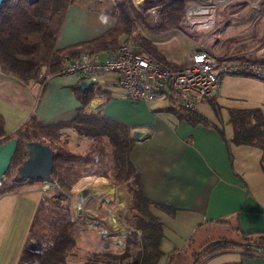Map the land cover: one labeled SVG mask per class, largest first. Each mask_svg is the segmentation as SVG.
<instances>
[{"label":"crops","instance_id":"0c3cea01","mask_svg":"<svg viewBox=\"0 0 264 264\" xmlns=\"http://www.w3.org/2000/svg\"><path fill=\"white\" fill-rule=\"evenodd\" d=\"M106 8L107 5L101 0H78L71 4L67 9L63 22L65 24L59 34L57 46L65 48L94 39L110 30L115 23V18ZM102 18H106V21ZM100 52L104 59L106 52ZM227 76L219 95L210 98L212 100L200 101L196 110L224 131L228 145L216 128L203 124H191L185 119H180L177 115L178 111H173L172 103L161 106L163 101L168 100L146 102L130 99L116 82L115 74L103 75L94 83L106 91L109 98L98 94L84 107L89 114L100 113L129 124L134 139L135 131L142 132V135L135 139L130 160L139 169L143 194L154 202L176 208L175 213L170 214L154 205L151 207L165 226L160 240L163 253L157 264H167V262L168 264H192L194 253L203 243L222 236L229 238L224 231L219 230L220 227L229 226L235 233V236L230 239L234 240H239L244 234L259 232L264 234V151L257 146L236 145L231 142L233 127L229 122L232 109L258 107L247 105L244 101L249 98L257 99L252 92L241 96L242 94L231 88V86L234 87V81L237 82L235 88L241 85L242 80L259 86L263 94L260 100L262 106L264 105V81L256 76L248 77L241 74ZM8 77L0 70V114L8 135L14 134L31 116L42 124L45 122L56 124L72 119L81 106L73 86L86 79L78 74H53L45 81L33 79L28 82ZM237 98L241 99L240 102L247 107H237L235 105L237 102L234 101ZM62 132V136L65 133L74 132L83 139L82 142L84 139L86 142L87 140L91 142V139L79 134L73 128H64ZM88 147L87 144L84 150H74L69 146L72 151L80 153L87 151ZM74 185L70 190L77 198L75 205L71 203V216L76 225L75 236L78 246L91 245L93 242L91 231L98 233L99 227L96 223L105 221L106 229L108 228L112 234L121 230L124 239L117 240L118 249L107 247L104 251L113 253L116 250L121 254L125 252L121 246L127 241L130 231L134 229L130 221L135 214L132 196L129 195L127 186L123 196L124 203L116 193L121 183L105 176L83 175ZM34 189V187L23 186L15 193L7 192L0 195V200L10 197L13 193V197H10L8 201H13L15 207L19 201L24 200V206L28 208V204L35 199L36 203L31 211V224L35 210L45 196ZM85 191L87 192L84 195ZM98 196L102 198L99 199ZM78 197H81L80 201ZM97 202L105 207L104 217L99 213L100 203L97 204ZM8 209V206L0 208L1 216L5 217ZM98 218L99 220H94ZM30 224L27 226L25 242ZM139 232L140 230L137 229L138 234ZM253 242L264 241L260 239ZM191 243L193 246L190 245ZM127 244L130 251L132 244L128 242ZM245 244L205 255L198 264H264V257L245 252L243 249ZM133 245L141 249L140 243ZM169 253L171 254L168 255ZM183 258H185L184 263ZM18 259L10 261L8 257L0 256V264H17Z\"/></svg>","mask_w":264,"mask_h":264},{"label":"trees","instance_id":"16d2710c","mask_svg":"<svg viewBox=\"0 0 264 264\" xmlns=\"http://www.w3.org/2000/svg\"><path fill=\"white\" fill-rule=\"evenodd\" d=\"M77 1L78 0H4L0 6V70L9 77L20 78L25 82L33 79L41 81L42 79H39L38 75L42 70L51 75L61 74L63 68L71 59L79 57L83 53L100 50L114 51L120 48L123 34L129 35L132 33L135 27V16H140V13L131 4L126 2L118 3L110 11L111 15L115 18V23L111 30H108L94 39L76 43L65 48H59L56 45L67 9L71 4ZM183 15V3L179 0L173 1L161 10L160 22L152 26L151 29L166 30L179 26ZM134 44L137 48L148 52L169 66H175L165 61L150 37L139 34L134 39ZM225 59L230 61L264 60L245 55L231 56ZM4 66H6L7 69ZM235 74L254 76L246 72ZM77 85V87L73 86V88L76 89L73 90L75 93H78L77 97L80 98L81 106L72 119L61 121L56 124H40L34 116H31V118L17 129L14 134L8 135L4 129L2 117H0V145L9 139H18V147L12 158L14 162L12 163L11 161V164H16L15 166H20L27 158L26 142L40 141L50 145L55 150V155L53 159V172L48 178V181L55 182L63 189L70 190L87 172H90L89 174L105 176L117 183L126 182L127 189L132 196L131 198H134L133 200L131 199L132 207L135 212L139 214H134L133 218L135 220L132 219L131 222L133 226L137 225L134 226V229L129 233L132 236L128 234L127 242L130 244H141V249L138 252L139 255H137V258L138 260L142 258V260L137 261L136 259L137 263L156 264L162 254L160 240L163 237V225L161 224L163 221L155 215L150 208L153 205H158L161 209L170 214H174L176 208L149 200V198L145 197L143 194V190L140 187V172L129 159L131 150L135 144V139L131 136V132L129 131L131 129L130 126L100 113L89 114L85 111V105L98 94L103 95L105 98H109L106 91L102 90L97 84H93L95 86L91 85L86 89H82L79 84ZM173 110L178 111L179 114L177 113V115L178 117L180 115V119L190 120V122H188L191 124L202 123L203 125L207 124V126L210 125L216 128L228 145L224 131L207 116L198 112L196 109L186 110V108H177L174 106ZM85 121L86 123H84ZM229 122L233 127L231 142L236 145L246 144L257 146L264 151V105L262 107L234 108L230 111ZM121 123L123 125H121ZM2 124L3 126H1ZM64 128H73L79 134H84L83 136L91 139L85 154L83 152L79 155L78 153L80 152H73L67 143L63 141L62 130ZM53 139L56 142H54ZM59 139L62 140L60 141ZM15 156L16 158H14ZM230 160L232 162L231 155ZM98 163L100 164L97 165ZM109 165L112 166L110 167ZM8 174L9 169L5 175ZM37 181L43 180L19 178L16 171V174L11 180L8 181L4 178L1 180L0 195L7 192L19 191L24 185ZM15 187H17V189H15ZM61 192L52 195L47 194L40 200L35 211L36 213H34L31 221L32 225L30 224L26 242L17 264H68L69 255L72 250L78 246V240L75 236L76 225L71 216L69 195L65 194L64 191L63 193ZM154 217L156 219H154ZM152 220L154 222L157 221L156 223L160 222L158 223L159 226ZM137 229L140 230V232L143 231L140 233L141 236L137 233ZM134 230L135 233H133ZM160 231H162V234ZM246 235L249 236L246 237ZM254 235L258 236V234L241 235V238L245 239H242L243 241H241V238L239 240H234L225 236L208 240L194 253L192 264H198L205 255L217 250L241 245L242 242L249 243L257 241V237ZM259 236L261 241H264V234H259ZM34 240L40 243L39 249H36L35 246H30L31 242ZM103 255L104 257H109L107 263L104 264H116V262L112 260L113 258L121 259L122 264L123 262L125 264L124 260L127 258L128 253L126 250L125 253L119 255L112 253H103ZM103 262H106V260Z\"/></svg>","mask_w":264,"mask_h":264},{"label":"rangeland","instance_id":"374dc122","mask_svg":"<svg viewBox=\"0 0 264 264\" xmlns=\"http://www.w3.org/2000/svg\"><path fill=\"white\" fill-rule=\"evenodd\" d=\"M101 1H103V3L107 5L106 8L107 10H112V8L116 6L118 3L126 2L131 4L140 13V16L137 15L135 16V27L132 33L129 35H124V37H122L121 39L122 42L120 47H122L123 45H127L129 43L133 47L137 48L136 45L134 44V39L139 34L148 36L153 40L154 44L157 46L159 52L161 53V56L165 59V61L175 65L174 67H181L185 65L186 63L189 62L190 58L196 51L203 49L209 51L210 53L221 59L231 56H241V55L243 56L245 55L249 57L254 56L259 59H264V0H179L184 5V15L180 20L179 26H176L174 28H169L166 30H153L151 29V27L160 22L161 10L166 5H169L176 0H101ZM112 4H114V6ZM191 7L193 9H191ZM200 8L201 9L205 8L207 11L205 13H198ZM194 10L196 12H193ZM209 10L210 12H208ZM201 17H207L208 19L206 20H209V23H207L208 26L205 31H201L199 27H196L189 21L193 18L197 19ZM123 40L125 43L123 42ZM154 58L160 61L158 58L156 57ZM162 63L169 66L164 62ZM229 75H238V74H229ZM225 77L223 79V83L226 79ZM248 77H254V76H248ZM227 78H229V76H227ZM233 86L234 87L231 86V88H234L237 93L242 94L241 96L249 95L251 92L252 95H255V97L257 96V99L249 98L247 100H244L247 103V105H251V106L257 105L258 107H262L260 100L261 98H263L262 97L263 94L259 86L252 85L248 82H243V80L241 81V85L238 86L237 88H235L237 86V82L235 81L233 83ZM234 101L237 102V104H235L237 107H247V105H244L242 104V102H240L242 101L241 99L237 98L234 99ZM168 103L171 104L169 101H163V104L161 106H165V105L168 106L169 105ZM62 139L63 141L67 142L70 148L73 146L72 148L74 150H80L86 148V145L89 142V140L88 142H86L85 139L84 142H82L83 139L77 136L76 134L74 135V133L72 134L65 133L64 136H62ZM99 164L100 163H98V165ZM17 167L18 166L11 164L9 167V174L4 175L3 178L9 181L16 174ZM89 173L90 172H87L85 175H88ZM44 183L45 184L49 183L52 186L47 188V190L45 191V188H43V186L45 185ZM29 186L38 189L39 193L42 195L58 194L59 192H61V190H63L64 192H66V194L70 196L69 198L72 205L76 204L77 197L73 195V191L67 189H61V188L59 189V186L55 182L37 181L34 183H29L24 185V187H29ZM126 186L127 183L122 182L121 185H119L116 192L118 193L119 199L124 201V203H125V198L123 196L125 195ZM57 190L60 191L57 192ZM8 200L9 197L8 199L6 197L4 198V200L3 199L0 200V208L4 206L9 207L7 215L5 217L4 215L1 216L0 214V256L2 257L6 256L8 257V260L14 261L16 258L20 257L21 251L23 249V245L25 242L24 240L27 234V226H29L30 224V218L32 215L31 211L33 205L36 203V200L33 199L34 202L32 201L33 203L31 202V204H28V208L24 206V200L17 203V205L15 206L16 208L14 207L15 205L14 202L12 201L11 203ZM99 207H100L99 213L101 216L103 215L104 217L105 207L104 206L102 207L101 203L99 204ZM94 220H99V218ZM104 224L105 221H103V223L101 221H99V223H96V225H98L99 227V231L98 233L92 232L93 235L91 236H93L92 238L93 242L91 245L81 244L72 250V252L69 255L70 264L107 263L109 257H104L103 253H112V251L105 252L104 250L107 247H111L110 249H114V248L118 249V247H116V244L118 245L117 240L122 241V239H124V236L121 233L122 232L121 230L115 234L114 233L112 234L108 228L107 229L105 228ZM6 229L8 232L4 231ZM219 230L224 231L225 234L229 237L235 236L234 231L231 230L229 226L220 227ZM5 237L7 238L5 239ZM104 240H107V242H105ZM127 245L128 244L126 241L123 244V246H121L120 244L121 248H123L125 252L127 250L128 253V257L124 260L125 264H135V263L137 264V261L134 260H136L137 253L139 252L140 248H138L137 245L132 244L130 245V251H129ZM190 245L193 246L192 243ZM30 246H35L36 249H39L40 243L37 242V240L36 241L34 240L33 242H31ZM80 249L82 251H80ZM197 249L198 247L196 248V250ZM116 253L117 255L121 254V252H117L116 250L112 254H116ZM80 254L83 255H81L80 257ZM90 255L92 256L93 260ZM76 257H78V259ZM167 258L169 259V256H167ZM85 259H87L89 262L86 261ZM104 260H106V262H103ZM112 260H114L116 264H122L121 259L113 258ZM182 260L184 263L185 258H183Z\"/></svg>","mask_w":264,"mask_h":264},{"label":"built area","instance_id":"2783aa9c","mask_svg":"<svg viewBox=\"0 0 264 264\" xmlns=\"http://www.w3.org/2000/svg\"><path fill=\"white\" fill-rule=\"evenodd\" d=\"M86 52L71 59L61 74H78L84 79H95L115 74L116 82L132 100H168L175 107L196 109L202 100L217 97L226 75L246 72L264 79L263 61H230L207 50L196 51L181 67H170L151 54L131 44L114 51ZM51 74L41 71L39 79ZM246 253L264 257V242H249L243 246Z\"/></svg>","mask_w":264,"mask_h":264},{"label":"water","instance_id":"95a60500","mask_svg":"<svg viewBox=\"0 0 264 264\" xmlns=\"http://www.w3.org/2000/svg\"><path fill=\"white\" fill-rule=\"evenodd\" d=\"M3 1L0 0V6ZM95 82V79L82 80L79 86L82 89H86ZM141 135V131L134 132L135 138H139ZM17 147V138L9 139L0 145V182L11 165ZM25 147L27 158L17 169L19 178L48 181L53 172L55 150L50 145L40 141H28L25 143ZM80 200L81 197H79L78 201Z\"/></svg>","mask_w":264,"mask_h":264},{"label":"bare ground","instance_id":"6f19581e","mask_svg":"<svg viewBox=\"0 0 264 264\" xmlns=\"http://www.w3.org/2000/svg\"><path fill=\"white\" fill-rule=\"evenodd\" d=\"M193 2V1H192ZM191 3V2H190ZM85 4V3H84ZM191 6V5H190ZM85 8V7H84ZM87 8V7H86ZM191 9H193L192 7H191ZM210 9V8H209ZM211 10V9H210ZM210 10L208 11V12H210ZM111 11V10H110ZM191 11V10H190ZM207 10L205 9V8H200L199 9V12L198 13H205ZM193 12H196L195 10L193 11ZM198 13H196V14H198ZM194 15V14H193ZM206 19H208L207 17H201V18H197V19H195V18H193V19H191V20H189L193 25H195L196 27H199L200 29H201V31H205L206 30V28H207V23H209V20H206ZM65 24V23H64ZM63 24V25H64ZM64 27V26H63ZM62 27V28H63ZM111 30V29H110ZM63 31V30H62ZM63 36V35H62ZM123 37H124V34H123ZM60 40V39H59ZM123 42H124V40H123ZM125 43V42H124ZM126 43H128V42H126ZM131 43H132V41H131ZM129 44V43H128ZM58 45V44H57ZM56 45V46H57ZM61 47V46H60ZM63 48V47H62ZM118 48V47H117ZM108 49H110V48H108ZM114 50V49H113ZM100 51H102V50H100ZM104 51V50H103ZM14 54V53H13ZM5 68H6V66H4ZM7 69V68H6ZM47 70V69H46ZM6 71H10V70H6ZM38 72V71H37ZM40 72V71H39ZM10 73V72H9ZM16 74H18V73H16ZM38 75V74H37ZM59 75V74H58ZM4 76V75H3ZM54 76H56V75H54ZM6 77H7V75H6ZM9 78V77H8ZM12 78V77H11ZM29 78V77H28ZM32 78V77H31ZM18 79V78H17ZM20 79V78H19ZM27 81V80H26ZM39 81V80H38ZM45 81V80H44ZM28 82V81H27ZM31 84H32V82H31ZM41 84V83H40ZM47 84V83H46ZM29 85V84H28ZM101 85V84H100ZM27 86V85H26ZM46 86V85H45ZM76 87L78 86V85H75ZM93 86H95V85H93ZM99 86V85H98ZM100 87V86H99ZM33 89H34V87H32ZM72 88V87H71ZM74 90H76L75 88H73ZM100 89V88H99ZM95 90H97V89H95ZM93 91H94V89H93ZM30 92V91H29ZM96 92V91H95ZM77 93V92H76ZM98 93V92H97ZM42 95V94H41ZM77 96H78V93H77ZM37 97V96H36ZM41 98V97H40ZM80 99V98H79ZM78 99V101H80ZM89 99V98H88ZM40 101V100H39ZM34 102H35V99H34ZM171 103V102H170ZM80 104H81V101H80ZM169 104V103H168ZM32 105V104H31ZM37 105V104H36ZM172 105V104H171ZM34 106V105H33ZM36 107V106H35ZM35 107H34V109H35ZM102 107V106H101ZM100 107V108H101ZM167 107V106H166ZM99 108V109H100ZM161 108H164V107H161ZM168 108V107H167ZM178 108V107H177ZM33 109V110H34ZM31 110H32V108H31ZM36 110V109H35ZM34 110V111H35ZM78 110V109H77ZM170 110V109H169ZM186 110H188V109H186ZM99 111V110H98ZM171 111V110H170ZM174 111V110H173ZM172 111V112H173ZM91 112V111H90ZM180 112V111H179ZM185 112V111H184ZM84 113H86L85 111H84ZM94 113V112H93ZM33 114V113H32ZM91 114H92V112H91ZM179 114V113H178ZM180 114H184V113H180ZM86 115H87V113H86ZM29 116V115H28ZM91 116V115H90ZM0 117H2V115L0 116ZM179 117H180V115H179ZM182 117V116H181ZM72 118V117H71ZM115 118V117H114ZM113 118V119H114ZM2 119V123H4L3 121V117L1 118ZM187 119V118H186ZM189 122H190V120H188ZM22 122H24V120H22ZM35 122V121H34ZM55 122V121H54ZM120 122V121H119ZM26 123V122H25ZM42 123V122H41ZM40 123V124H41ZM44 123V122H43ZM84 123H86V121L84 122ZM123 123V122H122ZM121 123V125H123ZM35 124V123H34ZM45 124H46V122H45ZM49 124V123H48ZM120 124V123H119ZM194 124V123H193ZM202 124V123H201ZM125 125V124H124ZM129 125V124H128ZM1 126H3V124L1 125ZM118 126H120V125H118ZM126 126V125H125ZM206 126H207V124H206ZM210 126V125H209ZM24 127V126H23ZM120 127H123V126H120ZM20 128V127H19ZM18 128V129H19ZM37 128V127H36ZM118 128V127H117ZM22 129H24V128H22ZM128 129H129V127H128ZM132 129V128H131ZM4 130V129H3ZM21 130V129H20ZM22 131V130H21ZM38 131V130H37ZM71 131V130H70ZM130 131V130H129ZM135 131V130H134ZM12 132V131H11ZM10 132V133H11ZM61 132V131H60ZM59 132V133H60ZM1 133V132H0ZM7 133V132H6ZM71 133V132H70ZM74 133V132H73ZM17 134V133H16ZM81 134V133H80ZM131 134H132V132H131ZM75 135V134H74ZM84 135V134H83ZM39 136V135H38ZM41 136V135H40ZM43 137H45L44 135H42ZM132 136V135H131ZM1 137V136H0ZM12 137V136H11ZM10 137V138H11ZM34 137H36V136H34ZM47 138H49V137H47ZM91 138V137H90ZM136 139V138H135ZM138 139V138H137ZM54 140V139H53ZM60 141L62 140V139H59ZM132 140V139H131ZM66 141H67V138H66ZM88 141V140H87ZM91 141V140H90ZM93 141V140H92ZM108 141V140H107ZM54 142H56L55 140H54ZM78 142V141H77ZM95 142V141H94ZM94 142H93V144H94ZM133 142V141H132ZM99 143V142H98ZM58 144V143H57ZM60 144V143H59ZM77 144H79V143H77ZM76 144V145H77ZM88 145H89V142L87 143ZM97 144V143H96ZM63 145H64V143H63ZM72 145V144H71ZM65 146V145H64ZM73 147V146H72ZM71 147V148H72ZM76 149H78V148H76ZM20 150V149H19ZM84 150V149H83ZM90 150H91V148H90ZM74 152V151H73ZM75 152H77V151H75ZM85 152H87V151H85ZM85 152H84V154H85ZM16 153V152H15ZM78 153V152H77ZM76 153V154H77ZM79 155L81 154V153H78ZM94 155V154H93ZM95 156H96V154H95ZM110 156V155H109ZM14 158H16V156L14 157ZM18 158V157H17ZM101 159V158H100ZM130 159V158H129ZM19 160V159H18ZM97 160V159H96ZM14 161H12V163H13ZM98 162V161H97ZM101 162V161H100ZM109 162H111V161H109ZM130 162V161H129ZM15 163H17V162H15ZM92 163V162H91ZM19 164H20V162H19ZM112 164V163H111ZM134 164V163H133ZM16 165V164H15ZM96 165V164H95ZM98 165V164H97ZM113 165V164H112ZM112 165H109L110 167L112 166ZM132 165V164H131ZM17 166H19V165H17ZM103 167V166H102ZM136 167V166H135ZM87 170V169H86ZM106 170V169H105ZM138 171H139V169H138ZM100 172V171H99ZM15 174V173H14ZM139 174V173H138ZM52 175V174H51ZM97 175V174H96ZM85 176V175H84ZM11 180V179H10ZM44 182V181H43ZM47 182V181H46ZM25 183V182H24ZM23 183V184H24ZM27 183V182H26ZM6 184H7V182H6ZM43 184V183H42ZM45 184V183H44ZM54 185V184H53ZM52 185L51 184H49V183H46L44 186H43V188H45V191L47 190V188H49V187H51ZM75 186V185H74ZM21 187V186H20ZM30 187V186H29ZM118 187H119V185H118ZM141 187V186H140ZM23 188V187H22ZM15 189H17V187H15ZM29 189V188H28ZM60 189V188H59ZM83 189V188H82ZM35 190V189H34ZM33 190V191H34ZM38 190V189H37ZM79 190V189H78ZM91 190H92V188H91ZM36 191V190H35ZM55 191V190H54ZM58 191H60V190H57V192ZM62 191V190H61ZM24 192V191H23ZM37 192V191H36ZM35 192V193H36ZM39 192V191H38ZM42 192V191H41ZM87 192V191H86ZM126 192V191H125ZM14 193H15V191H14ZM61 193H63V191L61 192ZM13 194V193H12ZM11 194V195H12ZM65 194H66V192H65ZM84 194V193H83ZM131 193H129V195H130ZM10 195V197H13V195L11 196ZM52 195V194H51ZM85 195V194H84ZM88 195V194H87ZM7 196V195H6ZM19 196V195H18ZM60 196V195H59ZM58 196V197H59ZM8 197V196H7ZM9 197V198H10ZM20 197V196H19ZM47 197V196H46ZM49 197V196H48ZM53 197V196H52ZM56 197V196H55ZM70 197V196H69ZM72 197V196H71ZM99 197V196H98ZM131 197V196H130ZM146 197V196H145ZM79 198V197H78ZM102 197L100 196L99 197V199H101ZM149 198V197H148ZM8 199V198H7ZM11 199V198H10ZM13 199V198H12ZM20 199H21V197H20ZM134 199V198H133ZM132 199V200H133ZM70 200V199H69ZM98 200V199H97ZM96 200V201H97ZM149 200H151V199H149ZM12 201V200H11ZM50 201H51V199H50ZM20 202V201H19ZM135 202V201H134ZM6 203V202H5ZM12 203V202H11ZM46 203V202H45ZM53 203V202H52ZM100 203V202H99ZM98 202H97V204H99ZM105 203V202H104ZM152 203V202H151ZM74 204V203H73ZM96 204V205H97ZM103 204V203H102ZM106 205V204H105ZM136 205V204H135ZM148 205V204H147ZM3 206V205H2ZM22 206V205H21ZM50 206V205H49ZM52 206V205H51ZM77 206V205H76ZM90 206V205H89ZM131 206V205H130ZM150 206V205H149ZM156 207L158 206V205H155ZM161 206V205H160ZM46 207V206H45ZM53 207H55V206H53ZM78 207V206H77ZM129 207V206H128ZM152 207V206H151ZM159 207V206H158ZM2 208V207H1ZM16 208V207H15ZM14 208V209H15ZM27 208V207H26ZM160 208V207H159ZM58 209V208H57ZM149 209V208H148ZM151 209V208H150ZM16 210V209H15ZM59 210V209H58ZM36 211V210H35ZM67 211V210H66ZM72 211V210H71ZM101 211V210H100ZM131 211V210H130ZM49 212V211H48ZM109 212V211H108ZM135 212V211H134ZM151 212V211H150ZM153 212V211H152ZM15 213V212H14ZM36 213V212H35ZM154 213V212H153ZM135 214H138V213H136L135 212ZM156 214V213H155ZM13 215H15V214H13ZM64 215V214H63ZM62 215V216H63ZM139 215V214H138ZM59 216H61V215H59ZM65 216V215H64ZM103 216V215H102ZM111 216V215H110ZM123 216H125L124 214H123ZM161 216V215H160ZM134 217V216H133ZM132 217V219L133 220H135L134 218ZM152 217V216H151ZM15 218H16V216H15ZM127 218V217H126ZM69 219V218H68ZM73 219V218H72ZM124 219H125V217H124ZM137 219V218H136ZM154 219H156L155 217H154ZM153 219V220H154ZM64 220V219H63ZM100 220H101V218H100ZM131 220V219H130ZM152 220V221H153ZM12 221H13V219H12ZM79 221V220H78ZM159 221V220H158ZM72 222V221H71ZM81 221H79V223H80ZM121 222V221H120ZM128 223H129V221H127ZM131 222V221H130ZM154 222V221H153ZM157 222V221H156ZM156 222H154L155 224H157L158 225V223H160V222H158V223H156ZM221 222H223V221H221ZM8 223H9V221H8ZM12 223V222H11ZM10 223V224H11ZM33 223V222H32ZM61 223V222H60ZM75 223V222H74ZM82 223V222H81ZM125 224V223H124ZM124 224H122V225H124ZM130 224V223H129ZM133 224V223H132ZM162 225H164L163 223H161ZM9 225V224H8ZM15 225V224H14ZM32 225V224H31ZM137 225V224H136ZM136 225H134V226H136ZM140 225H141V223H140ZM143 225V224H142ZM51 226V225H50ZM98 226V225H97ZM139 226V225H138ZM159 226V225H158ZM6 227V226H5ZM4 227V228H5ZM10 227V226H9ZM84 227V226H83ZM87 227V226H86ZM104 227V226H103ZM123 227V226H122ZM163 227H165V226H163ZM8 228V227H7ZM94 228V227H93ZM97 228V227H96ZM118 228V227H117ZM9 229V228H8ZM30 229V228H29ZM28 229V230H29ZM119 229V228H118ZM125 229V228H124ZM147 229V228H146ZM161 229V228H160ZM45 230V229H44ZM126 230V229H125ZM4 231H7V229L6 230H4ZM94 231V230H93ZM93 231H91V232H93ZM147 231V230H146ZM146 231H144V232H146ZM164 231H165V229H164ZM8 232V231H7ZM45 232V231H44ZM141 232H143V231H141ZM141 232H139V233H141ZM6 233V232H5ZM86 233V232H85ZM133 233H135V230H134V232ZM160 233L162 234V231H160ZM7 234V233H6ZM11 234V233H10ZM77 234V233H76ZM82 234H83V232H82ZM87 234V233H86ZM106 234H107V232H106ZM160 234V235H161ZM255 234V233H254ZM258 234V236H256V235H254L255 237H257V238H259L260 236H259V234H261L260 232L259 233H257ZM91 235H93V234H91ZM131 234H129V236H130ZM96 236V235H95ZM132 236V235H131ZM140 236H141V234H140ZM244 236V235H243ZM247 236H249V235H246V237ZM10 237V236H9ZM85 237V236H84ZM89 237V236H88ZM138 237V236H137ZM251 237V236H250ZM254 237V238H255ZM7 237H5V239H6ZM86 238V237H85ZM92 238H93V236H92ZM128 238V237H127ZM140 238V237H139ZM219 238V237H218ZM230 238V237H229ZM253 238V239H254ZM256 238V240H259V239H257ZM3 239H4V237H3ZM9 239V238H8ZM111 239V238H110ZM125 239H126V237H125ZM142 239V238H141ZM159 239H160V236H159ZM214 239V238H213ZM242 239H244V238H241V241H243ZM251 239V238H250ZM45 240V239H44ZM109 240V239H108ZM245 240V239H244ZM105 242H107V240H104ZM44 242V241H43ZM50 242V241H49ZM127 242V241H126ZM245 243V242H244ZM242 244H243V242H242ZM129 245V244H128ZM127 245V246H128ZM138 245H139V243H138ZM77 247V246H76ZM139 248V247H138ZM83 249V248H82ZM135 249V248H134ZM79 251V250H78ZM80 251H82L81 249H80ZM84 251V250H83ZM134 251V250H133ZM145 251H147V250H145ZM149 251V250H148ZM175 251H178V250H175ZM174 251V252H175ZM85 252V251H84ZM92 252V251H91ZM104 252V251H103ZM106 252V251H105ZM110 252V251H109ZM76 253V252H75ZM86 253V252H85ZM123 253H125V252H123ZM122 253V254H123ZM87 254V253H86ZM117 254V253H116ZM138 254V253H137ZM146 254V253H145ZM144 254V255H145ZM171 253H169L168 255H170ZM79 255V254H78ZM81 255H83V254H80V257H81ZM95 255V254H94ZM139 255V254H138ZM150 255V254H149ZM77 256V255H76ZM91 256V255H90ZM79 257V256H78ZM78 257H76L77 259H78ZM203 257V256H202ZM260 257V256H259ZM73 258V257H72ZM91 258H92V256H91ZM134 259V258H133ZM137 259V258H136ZM86 261H88L87 259H85ZM92 260H93V258H92ZM140 260H142V258L140 259ZM79 261V260H78ZM84 261V260H83ZM134 261H136V260H134ZM137 261H138V259H137ZM69 262V261H68ZM89 262V261H88ZM92 262V261H91ZM132 263H134V262H132ZM142 263V262H141ZM140 263V264H141ZM80 264V263H79ZM136 264V263H135ZM138 264V263H137ZM167 264H168V262H167Z\"/></svg>","mask_w":264,"mask_h":264},{"label":"clouds","instance_id":"9594fccd","mask_svg":"<svg viewBox=\"0 0 264 264\" xmlns=\"http://www.w3.org/2000/svg\"><path fill=\"white\" fill-rule=\"evenodd\" d=\"M102 19H105V21H106V18H102Z\"/></svg>","mask_w":264,"mask_h":264}]
</instances>
